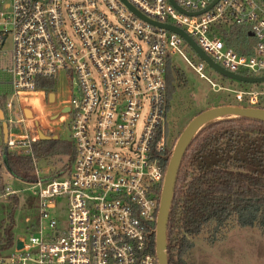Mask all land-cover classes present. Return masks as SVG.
<instances>
[{
  "label": "built area",
  "instance_id": "2783aa9c",
  "mask_svg": "<svg viewBox=\"0 0 264 264\" xmlns=\"http://www.w3.org/2000/svg\"><path fill=\"white\" fill-rule=\"evenodd\" d=\"M127 3L153 21L182 29L224 69L264 77V0L5 3L9 11L0 10V48L11 37L12 49L11 93L3 110L15 131L0 145V168L10 151L37 164L33 143L40 139V123L35 110L29 118L21 104L51 93L38 86L41 79L54 78L56 85L65 71L78 95L65 105L69 110L60 122L69 114L73 164L49 176L36 167L29 180L39 198L35 231L27 239L16 238L0 264H158L153 232L171 145L166 74L174 56L184 58L214 91L232 92L246 106L264 103V86L238 89L214 82L205 73L210 66L181 34L146 21ZM233 25L249 29V40L240 44L244 51L225 37ZM61 199L68 203L64 225L54 212ZM19 239L22 248H17Z\"/></svg>",
  "mask_w": 264,
  "mask_h": 264
},
{
  "label": "trees",
  "instance_id": "16d2710c",
  "mask_svg": "<svg viewBox=\"0 0 264 264\" xmlns=\"http://www.w3.org/2000/svg\"><path fill=\"white\" fill-rule=\"evenodd\" d=\"M248 31L247 27L233 25L225 37L229 44L244 51L240 44L249 40ZM176 75L174 66L168 62L167 112L175 91ZM38 86L53 90L55 79H41ZM8 95V92L0 91L3 108ZM258 107L264 108V103H259ZM180 133L171 139L166 165ZM68 147L69 144L60 138L33 143L36 157L61 155L67 153ZM72 147L74 159L75 147ZM6 159L8 170L15 177L27 180L35 177L30 173L33 165L29 155L10 151L6 152ZM1 189L5 191L4 186ZM11 196L16 205V193ZM236 225L264 230V121L246 117L208 123L198 131L185 152L167 226L168 264H191L190 252L197 236L207 232L208 239L213 242L221 230ZM30 231H35V224ZM153 239L155 250V230ZM15 240V234L6 229L0 236V256L6 254V249L12 247Z\"/></svg>",
  "mask_w": 264,
  "mask_h": 264
},
{
  "label": "rangeland",
  "instance_id": "374dc122",
  "mask_svg": "<svg viewBox=\"0 0 264 264\" xmlns=\"http://www.w3.org/2000/svg\"><path fill=\"white\" fill-rule=\"evenodd\" d=\"M11 0H0V10L9 11L4 8L5 3ZM11 49L12 38L9 37L5 44L0 48V91L11 93V74L9 67L11 65ZM198 64L200 59L196 56L192 58ZM172 65L177 75L175 79V91L172 96L171 106L167 112V132L169 138L173 139L182 131L187 123L202 110L212 106L233 104L244 105L239 103L234 93L229 91H214L210 83L188 64V62L177 55L174 56ZM205 73L219 85L238 88L251 89L262 87L264 84L253 85L245 82L235 81L226 77L211 67L205 69ZM57 92L60 103L65 106L70 104L73 95H78L75 81L68 77L65 71H61L56 79V85L49 92ZM48 101V95L44 99ZM53 102V99H50ZM40 104L42 101H39ZM38 100L26 99L22 101L23 108H33L38 115L35 118L40 123L37 127L47 136L55 139L65 140L69 144L67 153L61 155L35 156L36 166L32 160V170L30 173L35 175L36 167L41 171V175L49 176L56 173L65 172L68 167L73 164V140L72 130L69 124L70 117L66 114V121L58 124L52 121L51 115L55 113V109L48 105L45 110V117L41 115ZM43 104V103H42ZM1 106V105H0ZM3 109V107L1 106ZM67 110H64L66 112ZM40 116V118H39ZM53 118L56 119L57 115ZM18 118V115H14ZM42 122H40V120ZM7 121V119H6ZM0 119V145L4 141V132ZM8 122V121H7ZM33 120L29 121V126L35 130ZM51 125L45 128L42 125ZM42 124V125H41ZM9 125V123H8ZM37 129V128H36ZM15 131L13 126L9 125V131ZM12 136V133H11ZM57 137V138H55ZM39 140H42L41 137ZM37 142V141H36ZM34 150V149H33ZM24 154V153H22ZM31 182L27 179L15 178L8 173L6 169H0V236L4 235L6 229L12 231L16 238H28L30 229L37 222L39 216V198L35 189L32 188ZM2 186H8L16 191L18 203L15 205L11 194L3 192ZM55 212L60 225L67 223L68 203L67 200L61 199L58 209ZM195 245L190 252L189 261L191 264H264V230L252 227L232 226L226 231L221 230L215 241L208 239V233L202 232L194 239ZM14 250V245L6 249L5 253Z\"/></svg>",
  "mask_w": 264,
  "mask_h": 264
},
{
  "label": "water",
  "instance_id": "95a60500",
  "mask_svg": "<svg viewBox=\"0 0 264 264\" xmlns=\"http://www.w3.org/2000/svg\"><path fill=\"white\" fill-rule=\"evenodd\" d=\"M128 4V3H127ZM129 8L134 11L138 16L149 21L153 24L160 25L167 29H171L173 31L178 32L181 34L187 42L192 46V48L196 51V53L204 60L206 63L218 73L229 77L233 80L246 82V83H258L264 81V77H251V76H243L240 74L232 73L216 62L212 60V58L203 51L198 44L182 29L170 25L164 24L157 21H153L140 12H138L135 8L129 5ZM55 93L51 92L49 94V98L54 100ZM25 114L27 117L32 118L33 114L29 108H25ZM230 117H246V118H253L257 120L264 121V108L258 106H244V105H233V104H223L212 106L208 109L202 110L201 112L197 113L184 127L181 131L180 135L178 136L172 151V155L166 170L165 179L163 183L161 199L159 204V211L157 215V222H156V232H155V248H156V255L158 258V264H168V254H167V226L169 220L170 209L174 197V189L175 184L178 176V171L180 165L182 163L183 157L185 152L187 151L189 145L191 144L192 140L194 139L195 135L198 131L206 126L208 123L218 120V119H225ZM0 119L2 122L3 132H4V142H7L9 137V125L8 122L5 120V113L4 110L0 106ZM38 123L36 122V126ZM38 133L41 139L50 140L54 139L53 137H49L45 135L39 128ZM57 138V137H55ZM6 162V158L4 160ZM7 166V165H6ZM8 168V166H7ZM23 247V241L17 240V248Z\"/></svg>",
  "mask_w": 264,
  "mask_h": 264
},
{
  "label": "crops",
  "instance_id": "0c3cea01",
  "mask_svg": "<svg viewBox=\"0 0 264 264\" xmlns=\"http://www.w3.org/2000/svg\"><path fill=\"white\" fill-rule=\"evenodd\" d=\"M58 96H57V94L55 93V96H54V100H53V102L52 101H50V98H49V95H48V101H47V103H45V101H44V99L43 98H40L39 99V101H42V103L40 104V102L38 101V103L40 104V108L42 109V116H44V118L46 119V117H45V110H46V108L48 107V105H50V106H52L54 109H55V113H53L52 115H51V118H52V121L51 122H56L57 121V123L60 125L61 123V120H62V117H61V114H62V111H64V110H66L64 107L65 106H63L61 103H60V101H59V99L57 98ZM33 99V98H32ZM32 99H29L30 100V102H32ZM53 99V98H52ZM57 115V117H56V119H54L53 120V118L55 117L54 115ZM38 115L39 114H37L36 113V117H38ZM60 115V116H59ZM39 118H40V116H39ZM40 120V119H39ZM41 121V120H40ZM42 122V121H41ZM50 122V123H51ZM51 127V126H50ZM52 128V127H51ZM2 144H3V140H2ZM6 153V152H5ZM5 157H6V155H4V157H3V159L5 160ZM2 168H4V169H6V171L8 172V173H10V171L8 170V168H7V166H5V167H1V169ZM11 174V173H10ZM14 176V175H13ZM15 177V176H14ZM15 178H17V177H15Z\"/></svg>",
  "mask_w": 264,
  "mask_h": 264
},
{
  "label": "flooded vegetation",
  "instance_id": "af4514ba",
  "mask_svg": "<svg viewBox=\"0 0 264 264\" xmlns=\"http://www.w3.org/2000/svg\"><path fill=\"white\" fill-rule=\"evenodd\" d=\"M64 108H65L67 111L69 110V108H68V107H64ZM67 111H66V112H67ZM62 113H64V111H62ZM59 116H60V115H59Z\"/></svg>",
  "mask_w": 264,
  "mask_h": 264
}]
</instances>
